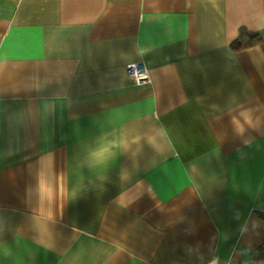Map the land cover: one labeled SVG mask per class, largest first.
Instances as JSON below:
<instances>
[{"label": "crops", "instance_id": "crops-1", "mask_svg": "<svg viewBox=\"0 0 264 264\" xmlns=\"http://www.w3.org/2000/svg\"><path fill=\"white\" fill-rule=\"evenodd\" d=\"M262 242L264 0H0V264H253Z\"/></svg>", "mask_w": 264, "mask_h": 264}, {"label": "built area", "instance_id": "built-area-1", "mask_svg": "<svg viewBox=\"0 0 264 264\" xmlns=\"http://www.w3.org/2000/svg\"><path fill=\"white\" fill-rule=\"evenodd\" d=\"M124 70L133 82L137 84L150 80L148 69L145 67L142 59L126 63L124 65ZM228 264H230V262Z\"/></svg>", "mask_w": 264, "mask_h": 264}, {"label": "trees", "instance_id": "trees-1", "mask_svg": "<svg viewBox=\"0 0 264 264\" xmlns=\"http://www.w3.org/2000/svg\"><path fill=\"white\" fill-rule=\"evenodd\" d=\"M259 39L260 36L258 34L245 36L244 38L239 39L236 42V45L233 44V47H244L251 45L257 42ZM251 259L253 264H264V242H262L252 251Z\"/></svg>", "mask_w": 264, "mask_h": 264}, {"label": "clouds", "instance_id": "clouds-1", "mask_svg": "<svg viewBox=\"0 0 264 264\" xmlns=\"http://www.w3.org/2000/svg\"><path fill=\"white\" fill-rule=\"evenodd\" d=\"M99 155V154H98Z\"/></svg>", "mask_w": 264, "mask_h": 264}]
</instances>
